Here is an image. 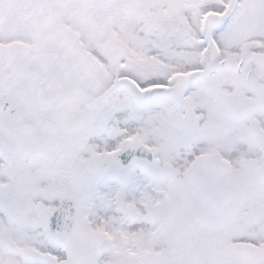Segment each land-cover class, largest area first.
<instances>
[{
    "label": "snow or ice",
    "instance_id": "obj_1",
    "mask_svg": "<svg viewBox=\"0 0 264 264\" xmlns=\"http://www.w3.org/2000/svg\"><path fill=\"white\" fill-rule=\"evenodd\" d=\"M0 264H264V0H0Z\"/></svg>",
    "mask_w": 264,
    "mask_h": 264
}]
</instances>
